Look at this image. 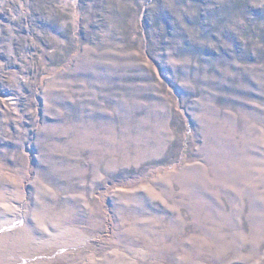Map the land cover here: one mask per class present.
Instances as JSON below:
<instances>
[{
  "label": "rangeland",
  "instance_id": "1",
  "mask_svg": "<svg viewBox=\"0 0 264 264\" xmlns=\"http://www.w3.org/2000/svg\"><path fill=\"white\" fill-rule=\"evenodd\" d=\"M0 264H264V0H0Z\"/></svg>",
  "mask_w": 264,
  "mask_h": 264
}]
</instances>
